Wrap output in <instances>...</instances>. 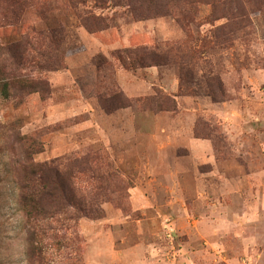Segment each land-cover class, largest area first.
Returning a JSON list of instances; mask_svg holds the SVG:
<instances>
[{
    "label": "rangeland",
    "instance_id": "374dc122",
    "mask_svg": "<svg viewBox=\"0 0 264 264\" xmlns=\"http://www.w3.org/2000/svg\"><path fill=\"white\" fill-rule=\"evenodd\" d=\"M6 2L3 46L56 29L59 51L50 66L29 68L45 92L0 97V264H264V18L253 15L243 37L191 71L184 51L209 25L194 29L191 45L172 18L120 19L90 33L67 0H42L46 12L29 7L15 23L4 20ZM210 11L201 6L198 19ZM144 46L174 52L162 66L122 64V52ZM216 74L224 95L205 81ZM158 91L175 99L173 109L156 110ZM23 135L41 145L36 162L95 160L82 175L72 171L81 208L53 222L39 245L43 260L30 255L15 207Z\"/></svg>",
    "mask_w": 264,
    "mask_h": 264
},
{
    "label": "trees",
    "instance_id": "16d2710c",
    "mask_svg": "<svg viewBox=\"0 0 264 264\" xmlns=\"http://www.w3.org/2000/svg\"><path fill=\"white\" fill-rule=\"evenodd\" d=\"M5 1L7 5L4 12L10 13L4 20L11 16L13 23L19 21L29 7H36L41 13L49 8L48 3L42 0ZM67 3L73 15L90 33L117 27L120 19L126 22H140L167 17L178 23L191 44L196 40L194 29L209 25L210 35L201 38L196 49L190 46L184 51L186 57L182 58L186 59L191 71L198 66L197 59L208 51L232 46L237 39L243 37L253 25L254 17L259 15L264 18V0H67ZM203 5L210 6L211 11L201 21L198 16ZM111 10L112 15L104 14V11ZM57 32L56 29L33 31L32 38L26 37L17 46H3L0 43L2 100L12 102L22 96L24 98L32 93H43L48 89V85L33 76L29 68L31 65L40 68L41 63L50 66L51 53L58 57L59 49L54 40ZM172 51V46L167 47V52L162 51V47L144 46L125 50L119 59L124 66L133 70L144 69L166 65ZM34 59L36 60L33 61ZM208 79L219 87L223 95L225 94V86L220 76H206L205 81ZM114 98V101L121 104L122 98ZM155 98L158 101L157 111H168L175 106V99L170 95L158 91ZM124 101L129 102L126 99ZM18 143L24 149V159L19 163L20 169L17 170L20 173V210L23 211L25 228L29 233L30 255L43 260V249L39 245L42 244L43 236L55 230L53 222L59 223L61 217L67 215L69 208H81L80 201L75 198L72 171L82 175L91 169L95 160L79 157L39 163L34 160V156L42 151L37 140L23 135L18 137Z\"/></svg>",
    "mask_w": 264,
    "mask_h": 264
},
{
    "label": "clouds",
    "instance_id": "9594fccd",
    "mask_svg": "<svg viewBox=\"0 0 264 264\" xmlns=\"http://www.w3.org/2000/svg\"><path fill=\"white\" fill-rule=\"evenodd\" d=\"M16 195H17V197L19 196V190L17 189L16 190ZM15 207L18 209V211H17V215L19 216V217H23V211L22 210H19L20 209V204H19V199L17 198V200L15 201ZM23 253V247H21L20 249H19V251L16 253V255L17 256H19V255H21ZM22 264H28V261H27V258L26 257H24L23 258V260H22Z\"/></svg>",
    "mask_w": 264,
    "mask_h": 264
}]
</instances>
